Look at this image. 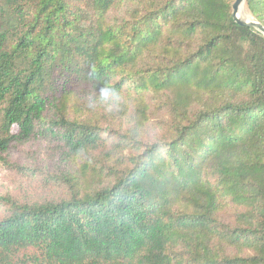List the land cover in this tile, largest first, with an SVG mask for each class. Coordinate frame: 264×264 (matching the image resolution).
<instances>
[{
    "label": "trees",
    "instance_id": "obj_1",
    "mask_svg": "<svg viewBox=\"0 0 264 264\" xmlns=\"http://www.w3.org/2000/svg\"><path fill=\"white\" fill-rule=\"evenodd\" d=\"M234 2L0 0V167L78 162L0 199V264H264V37Z\"/></svg>",
    "mask_w": 264,
    "mask_h": 264
},
{
    "label": "rangeland",
    "instance_id": "obj_2",
    "mask_svg": "<svg viewBox=\"0 0 264 264\" xmlns=\"http://www.w3.org/2000/svg\"><path fill=\"white\" fill-rule=\"evenodd\" d=\"M244 15L250 16L247 13ZM6 159L8 165L0 167V199L16 203H36L57 198L61 192L53 189V184L48 181L49 176L78 165V162L62 161L57 147L43 140L19 146L16 151L6 155ZM5 206L0 201V218Z\"/></svg>",
    "mask_w": 264,
    "mask_h": 264
},
{
    "label": "water",
    "instance_id": "obj_3",
    "mask_svg": "<svg viewBox=\"0 0 264 264\" xmlns=\"http://www.w3.org/2000/svg\"><path fill=\"white\" fill-rule=\"evenodd\" d=\"M247 0H235L232 6V19L239 26H247L254 28L264 37V27L254 21L250 16L244 15V5ZM244 15V17L241 16Z\"/></svg>",
    "mask_w": 264,
    "mask_h": 264
},
{
    "label": "clouds",
    "instance_id": "obj_4",
    "mask_svg": "<svg viewBox=\"0 0 264 264\" xmlns=\"http://www.w3.org/2000/svg\"><path fill=\"white\" fill-rule=\"evenodd\" d=\"M101 102L105 105L106 109L111 111L113 107L118 106L122 101V96L112 85H105L100 88Z\"/></svg>",
    "mask_w": 264,
    "mask_h": 264
},
{
    "label": "bare ground",
    "instance_id": "obj_5",
    "mask_svg": "<svg viewBox=\"0 0 264 264\" xmlns=\"http://www.w3.org/2000/svg\"><path fill=\"white\" fill-rule=\"evenodd\" d=\"M244 13V12H243ZM242 17H244V15L241 14Z\"/></svg>",
    "mask_w": 264,
    "mask_h": 264
}]
</instances>
